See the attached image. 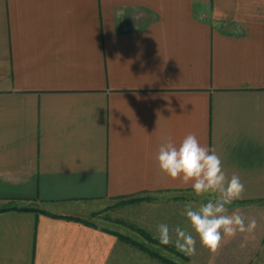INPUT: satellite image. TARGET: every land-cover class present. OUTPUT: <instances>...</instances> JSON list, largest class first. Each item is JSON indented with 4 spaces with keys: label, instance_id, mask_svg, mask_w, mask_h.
I'll return each instance as SVG.
<instances>
[{
    "label": "crops",
    "instance_id": "crops-1",
    "mask_svg": "<svg viewBox=\"0 0 264 264\" xmlns=\"http://www.w3.org/2000/svg\"><path fill=\"white\" fill-rule=\"evenodd\" d=\"M189 133L245 185L232 210L257 228L215 259L239 263L264 235V0H0V264H130L140 249L80 209L187 204L156 155Z\"/></svg>",
    "mask_w": 264,
    "mask_h": 264
},
{
    "label": "clouds",
    "instance_id": "clouds-1",
    "mask_svg": "<svg viewBox=\"0 0 264 264\" xmlns=\"http://www.w3.org/2000/svg\"><path fill=\"white\" fill-rule=\"evenodd\" d=\"M156 160L164 175L190 186L196 196L218 194L214 200L209 199L198 207L194 208L190 203L185 205L181 215L186 218L188 228L158 224L156 233L161 244L174 243L178 250L191 257L196 255L198 238L201 247L210 253L209 264H215L226 240L256 230L254 217H246L239 210L229 213V206L243 198L245 185L238 174L233 173L230 177L226 174L215 148L202 145L192 133L178 145L169 136L160 145Z\"/></svg>",
    "mask_w": 264,
    "mask_h": 264
},
{
    "label": "rangeland",
    "instance_id": "rangeland-1",
    "mask_svg": "<svg viewBox=\"0 0 264 264\" xmlns=\"http://www.w3.org/2000/svg\"><path fill=\"white\" fill-rule=\"evenodd\" d=\"M191 194L192 196L189 198L187 204H192L194 208L198 207L201 203H207L209 199L214 200L217 196L216 194L211 193L205 194L203 196H196L194 192H192ZM185 203L186 202L182 203L176 200V198L175 200L174 198H169L167 193L163 194L162 192H155L154 194L152 193L147 196L139 195L119 201L103 200L101 202H98L97 205H91L89 207L80 209V213L82 215H86L85 217L90 218V220L98 224L111 226L114 229L113 233L115 235L121 234L123 236H126L133 242L143 245L147 250L155 252L157 255H160V257L168 261L166 262L158 259V257H152L143 249L133 246L127 241H123L132 246L134 248L132 250L137 251L139 248L144 252V254H142L141 251L138 250V253L134 255L130 254V264H199L198 262L200 261V258L209 259L210 255L199 253V249L195 256L190 257L186 255L187 257H185L184 253L178 250L175 247L174 243L169 245L161 244L159 242V239L157 238V233L154 234L152 230L148 228L149 224H146L144 220V218H148L151 221L157 220V218L168 220L170 216L171 223L176 225V220L177 226L181 225L182 228H185V226H188V222L186 218L181 215L184 206L181 208L179 205ZM232 207V205L229 206V213L233 211ZM249 213L250 211L246 210V214ZM152 235H155L156 237H152ZM118 239L120 240V238ZM263 239L264 235L261 238L260 248L256 254H264V243L262 244ZM197 245H199L198 238ZM256 254L251 255L250 257L248 255H240L239 263H235L245 264L250 258V260L246 263L250 264V262L255 259ZM222 258L223 256L220 255V264H225L221 262ZM204 264H209V262H206ZM260 264H264V260H261Z\"/></svg>",
    "mask_w": 264,
    "mask_h": 264
},
{
    "label": "trees",
    "instance_id": "trees-1",
    "mask_svg": "<svg viewBox=\"0 0 264 264\" xmlns=\"http://www.w3.org/2000/svg\"><path fill=\"white\" fill-rule=\"evenodd\" d=\"M21 209H24V210H37L39 211L38 209L36 208H33V207H26V208H21ZM42 212H44L43 210H40ZM51 216H54V217H61V218H74L76 219L75 217H71V216H67V215H58V214H50ZM118 236V238H120V240L122 241H127L129 242L131 245L133 246H136V247H139L141 249H143L144 251H146L148 254H150L152 257H155L162 261H166L168 262L167 260H165L164 258L160 257V255H157L155 252L153 251H150V250H147L143 245L139 244V243H135L133 242L131 239H128L126 236H123L121 234H116ZM148 239H152V238H148ZM264 243V239L262 240V244ZM264 253V252H263ZM185 257H187L185 254H184ZM261 260H264V254L262 253H258L256 254V257L255 259H253V261L250 262V264H260V261Z\"/></svg>",
    "mask_w": 264,
    "mask_h": 264
}]
</instances>
